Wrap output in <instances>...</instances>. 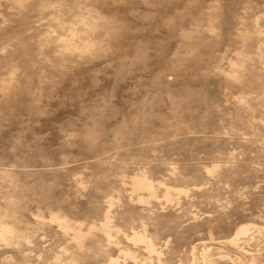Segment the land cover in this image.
<instances>
[{"label": "rangeland", "instance_id": "obj_1", "mask_svg": "<svg viewBox=\"0 0 264 264\" xmlns=\"http://www.w3.org/2000/svg\"><path fill=\"white\" fill-rule=\"evenodd\" d=\"M0 264H264V0H0Z\"/></svg>", "mask_w": 264, "mask_h": 264}]
</instances>
